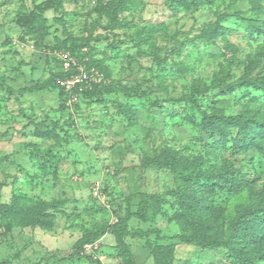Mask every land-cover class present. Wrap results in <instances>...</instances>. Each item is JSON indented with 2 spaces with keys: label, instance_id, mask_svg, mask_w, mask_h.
Returning a JSON list of instances; mask_svg holds the SVG:
<instances>
[{
  "label": "rangeland",
  "instance_id": "obj_1",
  "mask_svg": "<svg viewBox=\"0 0 264 264\" xmlns=\"http://www.w3.org/2000/svg\"><path fill=\"white\" fill-rule=\"evenodd\" d=\"M43 1L0 0V204L58 207L46 209L49 228L18 219L3 225L0 216V264H155L154 245L173 246L161 256L172 264H233L226 249L182 237L221 238L242 200L205 193L153 162L167 150L205 171L229 170L250 187L245 199L264 188V150L234 154L237 129L207 136L201 121V111L264 119V90L219 86L264 73V34L241 19L264 29V0H201L191 8L122 0L112 18L115 0H61L33 28L16 23ZM66 52L97 73L92 95L69 97L53 81L20 91L64 72ZM196 88L197 105L172 100ZM141 193L160 201L148 221L133 218L128 228L148 235L107 232L60 260L89 231L135 211ZM192 198L210 207L184 202Z\"/></svg>",
  "mask_w": 264,
  "mask_h": 264
},
{
  "label": "trees",
  "instance_id": "obj_2",
  "mask_svg": "<svg viewBox=\"0 0 264 264\" xmlns=\"http://www.w3.org/2000/svg\"><path fill=\"white\" fill-rule=\"evenodd\" d=\"M122 0H115L109 4V15L112 18L115 6ZM185 8L195 7L201 0H177ZM125 0L122 1V3ZM62 6L61 0H45L38 4L31 12L20 16L16 19V23L21 27L33 28L40 20L45 21L43 14L50 9H57ZM245 20L254 30L257 29L264 34V29L260 30L258 23L251 18H241ZM84 59L81 56L78 57ZM67 73H53L51 79L45 83H36L31 86L20 89L22 93L38 92L49 87L53 81L60 92L66 95L63 89L56 84L57 77H64ZM95 83L83 88L82 95L89 97L95 91ZM220 88L224 91H233L234 89L243 86L251 87L254 90H264V73L258 74L252 78L240 77L237 81L229 84H220ZM201 89L196 88L194 93L190 95H183L173 101H187L197 105L195 93H199ZM146 93H144L145 95ZM202 130L207 136L220 135L224 136L233 128L237 129V136L232 147L233 153L247 152L259 148L264 150V119L252 115H225L222 112L207 113L201 111ZM37 126H39L37 124ZM41 137H46L48 134H41ZM155 165L169 168L175 176H178L183 182H197L205 193L220 192L226 198H231L232 202L237 198L242 200L238 216L231 223L228 232L221 238L212 236H184L185 241H193L204 248H222L226 249L230 257L233 258V264H264V188L252 193V196L245 199L243 196L248 191L251 192L250 187H247V182L240 177L229 173V170L221 172L205 171L197 167L196 161H185L171 155L169 151L165 150L161 155H157ZM234 169L233 164L230 166ZM250 189V190H249ZM203 198V197H202ZM200 200L196 198L189 199L187 204L202 205L205 208L210 207L208 199ZM247 200V201H243ZM158 196L152 197L147 193H141L138 207L135 211H128L124 216L118 217L114 222H107L98 228L89 231L87 234L79 238L74 246L73 252L66 257L60 258L61 261L69 259L74 253L83 249L84 244L92 243L94 240L109 232L117 239L125 237L141 238L148 235L149 231H144L141 228L129 229L128 222L131 219H138L142 221L149 220V212L155 203L159 202ZM153 202V203H152ZM19 199H14L10 204H0V216L3 225H10L9 220L18 219L23 225L40 226L49 228L51 226V217L46 213L47 207H58L56 203H48L40 201L32 207L22 208L19 204ZM190 205V206H191ZM182 216V215H181ZM153 252L155 255V264H172L170 259L161 261L163 252L169 251L173 248L172 245L160 246L154 245ZM169 251V256H171ZM162 256V257H161Z\"/></svg>",
  "mask_w": 264,
  "mask_h": 264
},
{
  "label": "built area",
  "instance_id": "obj_3",
  "mask_svg": "<svg viewBox=\"0 0 264 264\" xmlns=\"http://www.w3.org/2000/svg\"><path fill=\"white\" fill-rule=\"evenodd\" d=\"M63 66L67 74L64 77H57L56 84L69 96L73 97L76 92H81L97 80V73L93 69H86L80 62L73 60L66 52L62 57Z\"/></svg>",
  "mask_w": 264,
  "mask_h": 264
}]
</instances>
